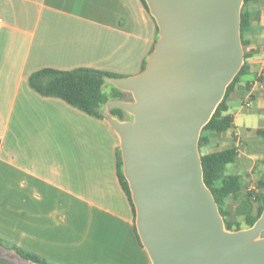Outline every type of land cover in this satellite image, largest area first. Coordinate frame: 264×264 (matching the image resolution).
Instances as JSON below:
<instances>
[{
	"label": "crops",
	"instance_id": "crops-1",
	"mask_svg": "<svg viewBox=\"0 0 264 264\" xmlns=\"http://www.w3.org/2000/svg\"><path fill=\"white\" fill-rule=\"evenodd\" d=\"M243 10L250 28L242 33L246 70L227 98L232 127L208 133L198 150L234 148L237 158L217 177L236 176L244 190L256 191L264 179H254L264 157V0H247ZM0 20L1 243L47 264H151L106 115L42 95L29 77L43 68L136 74L157 39L155 19L141 0H0ZM257 205L253 196L221 202L225 219L240 228Z\"/></svg>",
	"mask_w": 264,
	"mask_h": 264
},
{
	"label": "water",
	"instance_id": "water-1",
	"mask_svg": "<svg viewBox=\"0 0 264 264\" xmlns=\"http://www.w3.org/2000/svg\"><path fill=\"white\" fill-rule=\"evenodd\" d=\"M157 39L144 68L107 78L132 99L104 114L119 137L135 227L151 264H264V208L228 230L203 180L198 140L240 69L243 0H145ZM120 107L130 119L108 112ZM15 264H42L0 244Z\"/></svg>",
	"mask_w": 264,
	"mask_h": 264
},
{
	"label": "trees",
	"instance_id": "trees-1",
	"mask_svg": "<svg viewBox=\"0 0 264 264\" xmlns=\"http://www.w3.org/2000/svg\"><path fill=\"white\" fill-rule=\"evenodd\" d=\"M145 8L148 6L145 0H141ZM247 4V0H243V6ZM241 9L240 20V36L241 42L244 45L245 39L242 33L250 28L249 14ZM149 11V10H148ZM158 27L156 25V31ZM158 37V36H157ZM153 49V47H152ZM146 62L144 63L145 66ZM246 66L243 62L238 72L226 87L225 93L221 101L217 104L208 122L202 127L198 146L207 142V134L214 132L219 133L232 127V114L228 112L227 98L234 84L239 80L240 76L245 72ZM117 77L107 71L93 69L89 67H79L70 70H58L53 68L40 69L29 77L30 86L45 96H55L63 99L70 105L97 117H105L102 109L109 100H131V94L116 88L113 84L107 81V78ZM109 87V88H107ZM108 112L120 120L125 119L126 112L120 107H111ZM237 152L234 148H226L219 151L200 154L203 170V180L206 186L210 189L213 197L218 205L219 212L223 217L224 226L228 230L240 229V224L229 222L225 219V212L221 207V202L224 197L233 195L238 198L254 197L257 201L256 215L252 216L246 213V225L251 226L254 221L260 216L264 208V180H258L255 190H244L240 180L236 176L217 177V173L227 163L234 161L237 158ZM264 165V157L261 160ZM117 167L118 176L124 190L135 219V207L131 199V193L128 182L122 172V160L119 147L117 148ZM2 241L0 240V243ZM18 251L23 257L37 263L47 264L43 258L27 252L19 247H12Z\"/></svg>",
	"mask_w": 264,
	"mask_h": 264
},
{
	"label": "rangeland",
	"instance_id": "rangeland-1",
	"mask_svg": "<svg viewBox=\"0 0 264 264\" xmlns=\"http://www.w3.org/2000/svg\"><path fill=\"white\" fill-rule=\"evenodd\" d=\"M107 88H109V87H107ZM231 110L234 111L235 110V107L234 108H231ZM130 118H131L130 114L126 113L125 119H130ZM257 146H260V142L257 143ZM260 151H261V149L258 147L257 148V153H260ZM255 169H256V174H254V179H256V177L258 175H259V177L260 176H263V178H264V166H263V164L261 162H259V160L257 161V165L255 166ZM249 183L252 184V181L249 182ZM254 184H255V182H254ZM263 235H264V232L261 233V236H263ZM0 244L2 246L6 247V248L14 249L12 247H8L7 245H3L2 243H0ZM0 264H15V263L13 262L12 259L8 258L7 256H0Z\"/></svg>",
	"mask_w": 264,
	"mask_h": 264
},
{
	"label": "built area",
	"instance_id": "built-area-1",
	"mask_svg": "<svg viewBox=\"0 0 264 264\" xmlns=\"http://www.w3.org/2000/svg\"><path fill=\"white\" fill-rule=\"evenodd\" d=\"M0 22H1V20H0ZM245 105L248 107L250 105V101H246Z\"/></svg>",
	"mask_w": 264,
	"mask_h": 264
}]
</instances>
